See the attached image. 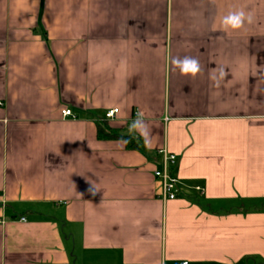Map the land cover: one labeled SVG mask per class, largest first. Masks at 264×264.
<instances>
[{"label": "crops", "instance_id": "obj_1", "mask_svg": "<svg viewBox=\"0 0 264 264\" xmlns=\"http://www.w3.org/2000/svg\"><path fill=\"white\" fill-rule=\"evenodd\" d=\"M185 261L264 264V0H0V264Z\"/></svg>", "mask_w": 264, "mask_h": 264}, {"label": "clouds", "instance_id": "obj_2", "mask_svg": "<svg viewBox=\"0 0 264 264\" xmlns=\"http://www.w3.org/2000/svg\"><path fill=\"white\" fill-rule=\"evenodd\" d=\"M245 20L249 23L252 22L251 14H246L243 10L233 11L226 15L223 19V25L226 29L231 28L233 30L240 29ZM171 63L179 69L182 75H191L195 77L200 71L199 61L193 57H184V58H173ZM129 134L133 132H140L142 136L147 135V126L144 123L143 113L138 112L136 118L133 122L128 126ZM128 141H124L127 143ZM147 143V140H146Z\"/></svg>", "mask_w": 264, "mask_h": 264}, {"label": "built area", "instance_id": "obj_3", "mask_svg": "<svg viewBox=\"0 0 264 264\" xmlns=\"http://www.w3.org/2000/svg\"><path fill=\"white\" fill-rule=\"evenodd\" d=\"M117 113L118 109H113L108 111L105 116L107 119H113ZM62 114L64 117H74L71 109H64ZM159 153L161 155V164L154 172L155 177L161 182V193L159 194V198L164 201L176 199L180 191V182L172 169L178 157L176 154L169 152L166 148L161 149ZM22 220L24 221L25 218H22ZM182 264H188V262L185 261Z\"/></svg>", "mask_w": 264, "mask_h": 264}, {"label": "trees", "instance_id": "obj_4", "mask_svg": "<svg viewBox=\"0 0 264 264\" xmlns=\"http://www.w3.org/2000/svg\"><path fill=\"white\" fill-rule=\"evenodd\" d=\"M98 137L100 139H113V138H123L127 142L128 149H141V142L130 136H120L115 131L111 130L105 124H98Z\"/></svg>", "mask_w": 264, "mask_h": 264}]
</instances>
